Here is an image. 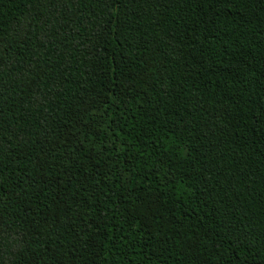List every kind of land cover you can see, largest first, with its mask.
Wrapping results in <instances>:
<instances>
[{
  "label": "trees",
  "instance_id": "obj_1",
  "mask_svg": "<svg viewBox=\"0 0 264 264\" xmlns=\"http://www.w3.org/2000/svg\"><path fill=\"white\" fill-rule=\"evenodd\" d=\"M0 264H264V0H0Z\"/></svg>",
  "mask_w": 264,
  "mask_h": 264
},
{
  "label": "rangeland",
  "instance_id": "obj_2",
  "mask_svg": "<svg viewBox=\"0 0 264 264\" xmlns=\"http://www.w3.org/2000/svg\"><path fill=\"white\" fill-rule=\"evenodd\" d=\"M79 121L75 122V130L72 135V139L74 140L75 147L77 146L79 149L87 150L86 154H91L94 156V159L102 160V162L106 161L108 165H110L111 156H110V146L108 138L102 139L101 132H103V128L105 126L106 118L100 109H88L84 112V114L79 116ZM119 121L126 122L125 115L117 114V118H115V123ZM119 124V123H118ZM69 157L75 156V152L70 148ZM85 154V155H86ZM62 157H66V152L59 153ZM112 168V167H111ZM115 167V171H116ZM161 176L163 179H169L171 176L170 169L166 164L161 166ZM123 176V175H122Z\"/></svg>",
  "mask_w": 264,
  "mask_h": 264
}]
</instances>
